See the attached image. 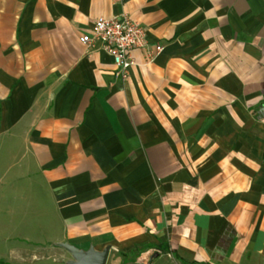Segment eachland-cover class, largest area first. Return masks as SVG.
I'll use <instances>...</instances> for the list:
<instances>
[{
  "label": "crops",
  "instance_id": "crops-1",
  "mask_svg": "<svg viewBox=\"0 0 264 264\" xmlns=\"http://www.w3.org/2000/svg\"><path fill=\"white\" fill-rule=\"evenodd\" d=\"M124 15L147 34L126 79L81 41ZM63 243L264 264V0H0V262Z\"/></svg>",
  "mask_w": 264,
  "mask_h": 264
},
{
  "label": "built area",
  "instance_id": "built-area-1",
  "mask_svg": "<svg viewBox=\"0 0 264 264\" xmlns=\"http://www.w3.org/2000/svg\"><path fill=\"white\" fill-rule=\"evenodd\" d=\"M95 40L102 42L103 48L113 57L117 76L126 79L134 64L132 51L147 44V34L145 28L129 15L121 18L100 16L94 20L91 32L81 37L86 43ZM163 48L158 45L157 52Z\"/></svg>",
  "mask_w": 264,
  "mask_h": 264
},
{
  "label": "water",
  "instance_id": "water-1",
  "mask_svg": "<svg viewBox=\"0 0 264 264\" xmlns=\"http://www.w3.org/2000/svg\"><path fill=\"white\" fill-rule=\"evenodd\" d=\"M60 246L66 248L73 256V260L67 264H106L107 262V251L96 252L94 249H91L88 252H84L67 243L60 244Z\"/></svg>",
  "mask_w": 264,
  "mask_h": 264
},
{
  "label": "trees",
  "instance_id": "trees-1",
  "mask_svg": "<svg viewBox=\"0 0 264 264\" xmlns=\"http://www.w3.org/2000/svg\"><path fill=\"white\" fill-rule=\"evenodd\" d=\"M0 264H6V263H4V262H0Z\"/></svg>",
  "mask_w": 264,
  "mask_h": 264
}]
</instances>
